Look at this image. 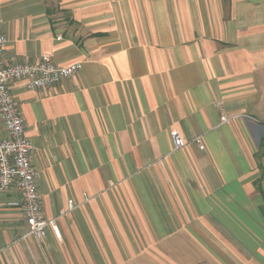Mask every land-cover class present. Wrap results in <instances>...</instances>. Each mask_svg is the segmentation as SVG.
Returning <instances> with one entry per match:
<instances>
[{
	"label": "crops",
	"instance_id": "crops-1",
	"mask_svg": "<svg viewBox=\"0 0 264 264\" xmlns=\"http://www.w3.org/2000/svg\"><path fill=\"white\" fill-rule=\"evenodd\" d=\"M0 30L6 62L82 61L11 83L61 237L2 191L0 264H264V0H0Z\"/></svg>",
	"mask_w": 264,
	"mask_h": 264
},
{
	"label": "built area",
	"instance_id": "built-area-1",
	"mask_svg": "<svg viewBox=\"0 0 264 264\" xmlns=\"http://www.w3.org/2000/svg\"><path fill=\"white\" fill-rule=\"evenodd\" d=\"M7 40L6 34L0 30V114L7 130V135L0 139V192L11 188L18 189L21 195L20 206L25 213L31 235L43 241L47 228L51 227L54 234L60 238L61 230L56 218L47 219L43 214L37 172L31 161L35 147L26 133L25 118L20 102L11 91V83L17 79H25L31 88L48 89L77 73L82 67V61L59 64L50 53H43L35 61L6 62L4 54ZM221 118L223 121L229 119L226 115ZM171 137L174 148L178 150L186 147L191 141L197 143L202 150L206 148L201 135L188 140L178 128H172ZM72 203L70 200L71 208ZM1 223L0 217V225Z\"/></svg>",
	"mask_w": 264,
	"mask_h": 264
},
{
	"label": "rangeland",
	"instance_id": "rangeland-1",
	"mask_svg": "<svg viewBox=\"0 0 264 264\" xmlns=\"http://www.w3.org/2000/svg\"><path fill=\"white\" fill-rule=\"evenodd\" d=\"M35 167V166H34ZM35 169H36V167H35ZM36 172H37V180H38V170L36 169ZM38 185V184H37ZM38 191H39V189H38ZM20 193V192H19ZM39 193H40V191H39ZM40 195H41V193H40ZM21 196V195H20ZM42 197V196H41ZM41 200H42V198H41ZM42 206H43V204H42ZM47 219H50V218H47ZM57 220V219H56Z\"/></svg>",
	"mask_w": 264,
	"mask_h": 264
},
{
	"label": "bare ground",
	"instance_id": "bare-ground-1",
	"mask_svg": "<svg viewBox=\"0 0 264 264\" xmlns=\"http://www.w3.org/2000/svg\"><path fill=\"white\" fill-rule=\"evenodd\" d=\"M1 200V199H0Z\"/></svg>",
	"mask_w": 264,
	"mask_h": 264
}]
</instances>
